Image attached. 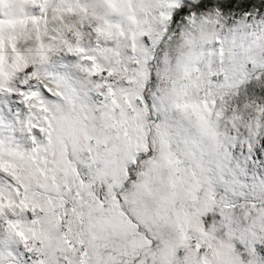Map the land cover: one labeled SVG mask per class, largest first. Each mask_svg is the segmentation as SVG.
I'll return each instance as SVG.
<instances>
[{"label": "snow or ice", "instance_id": "obj_1", "mask_svg": "<svg viewBox=\"0 0 264 264\" xmlns=\"http://www.w3.org/2000/svg\"><path fill=\"white\" fill-rule=\"evenodd\" d=\"M0 264H264V0H0Z\"/></svg>", "mask_w": 264, "mask_h": 264}]
</instances>
